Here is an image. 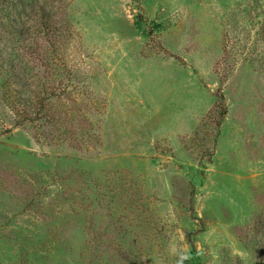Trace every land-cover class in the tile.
Segmentation results:
<instances>
[{
	"label": "rangeland",
	"instance_id": "rangeland-1",
	"mask_svg": "<svg viewBox=\"0 0 264 264\" xmlns=\"http://www.w3.org/2000/svg\"><path fill=\"white\" fill-rule=\"evenodd\" d=\"M62 2L0 0V264H264V0Z\"/></svg>",
	"mask_w": 264,
	"mask_h": 264
},
{
	"label": "trees",
	"instance_id": "trees-1",
	"mask_svg": "<svg viewBox=\"0 0 264 264\" xmlns=\"http://www.w3.org/2000/svg\"><path fill=\"white\" fill-rule=\"evenodd\" d=\"M53 6L51 9H46L40 5L35 11L34 27L37 32L36 43L43 44V40L48 42L47 48H51L52 53L55 51L54 47H58L64 39L67 38L66 27L64 26V15L62 16V9L64 4L62 0H51ZM47 34L49 35H46Z\"/></svg>",
	"mask_w": 264,
	"mask_h": 264
}]
</instances>
